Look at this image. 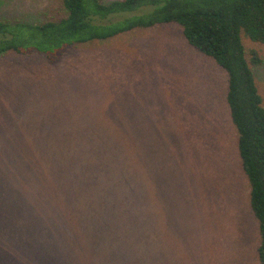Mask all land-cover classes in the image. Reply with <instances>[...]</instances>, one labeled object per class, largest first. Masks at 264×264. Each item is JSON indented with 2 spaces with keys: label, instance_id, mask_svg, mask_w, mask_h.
<instances>
[{
  "label": "rangeland",
  "instance_id": "rangeland-1",
  "mask_svg": "<svg viewBox=\"0 0 264 264\" xmlns=\"http://www.w3.org/2000/svg\"><path fill=\"white\" fill-rule=\"evenodd\" d=\"M63 15L61 0H0L9 22ZM242 43L247 58L252 49L260 58L251 67L264 106V43L243 34ZM227 85L226 71L176 23L73 45L54 61L10 53L0 58V178L22 177L17 161H42L44 148L60 163L77 157L78 171L57 176L89 195L82 162L101 156L80 149L122 146L120 163L140 182V231L154 264H259Z\"/></svg>",
  "mask_w": 264,
  "mask_h": 264
},
{
  "label": "trees",
  "instance_id": "trees-1",
  "mask_svg": "<svg viewBox=\"0 0 264 264\" xmlns=\"http://www.w3.org/2000/svg\"><path fill=\"white\" fill-rule=\"evenodd\" d=\"M61 7L62 17L41 23L0 19V58L36 53L54 61L73 45L176 23L190 46L226 71L225 98L257 221L258 263L264 264V106L251 67L260 58L254 49L247 58L242 43V34L264 43V0H61ZM80 150L101 156L82 162L80 173L95 186L89 195L69 188L75 183L67 174L57 176L61 169L78 171L77 157L60 163L44 148L42 161H17L22 177L0 178V264H154L151 242L140 231L139 179L120 163L124 147ZM8 182L18 185L9 190Z\"/></svg>",
  "mask_w": 264,
  "mask_h": 264
}]
</instances>
